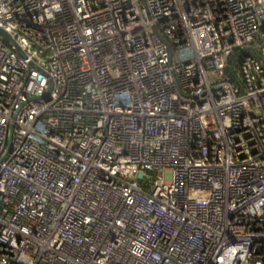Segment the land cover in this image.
I'll list each match as a JSON object with an SVG mask.
<instances>
[{
	"label": "built area",
	"instance_id": "built-area-1",
	"mask_svg": "<svg viewBox=\"0 0 264 264\" xmlns=\"http://www.w3.org/2000/svg\"><path fill=\"white\" fill-rule=\"evenodd\" d=\"M0 28V264H264V0H0Z\"/></svg>",
	"mask_w": 264,
	"mask_h": 264
},
{
	"label": "water",
	"instance_id": "water-1",
	"mask_svg": "<svg viewBox=\"0 0 264 264\" xmlns=\"http://www.w3.org/2000/svg\"><path fill=\"white\" fill-rule=\"evenodd\" d=\"M0 35L2 37H4L5 39H7L9 41V43L11 44V46L24 58L27 57L26 53L19 47V45L16 43V41L12 38V36L10 34H8L5 30H3L2 28H0ZM35 67H37L34 64ZM11 138H12V129L9 135V142H11ZM140 178L143 177V175L139 176Z\"/></svg>",
	"mask_w": 264,
	"mask_h": 264
}]
</instances>
